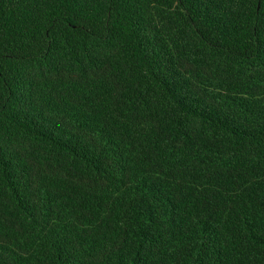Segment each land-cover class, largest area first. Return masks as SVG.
Masks as SVG:
<instances>
[{
	"label": "trees",
	"instance_id": "16d2710c",
	"mask_svg": "<svg viewBox=\"0 0 264 264\" xmlns=\"http://www.w3.org/2000/svg\"><path fill=\"white\" fill-rule=\"evenodd\" d=\"M0 264H264V0H0Z\"/></svg>",
	"mask_w": 264,
	"mask_h": 264
}]
</instances>
